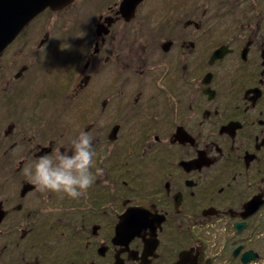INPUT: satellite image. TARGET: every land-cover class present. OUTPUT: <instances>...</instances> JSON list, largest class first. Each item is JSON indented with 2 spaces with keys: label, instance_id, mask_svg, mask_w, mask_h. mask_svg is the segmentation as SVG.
Listing matches in <instances>:
<instances>
[{
  "label": "flooded vegetation",
  "instance_id": "af4514ba",
  "mask_svg": "<svg viewBox=\"0 0 264 264\" xmlns=\"http://www.w3.org/2000/svg\"><path fill=\"white\" fill-rule=\"evenodd\" d=\"M126 1L46 8L0 53V264H256L264 0ZM81 131L103 175L38 191Z\"/></svg>",
  "mask_w": 264,
  "mask_h": 264
},
{
  "label": "clouds",
  "instance_id": "9594fccd",
  "mask_svg": "<svg viewBox=\"0 0 264 264\" xmlns=\"http://www.w3.org/2000/svg\"><path fill=\"white\" fill-rule=\"evenodd\" d=\"M94 137L91 133L81 131L70 139L71 154L61 152L57 147L52 155L40 156L27 169L31 182L40 192L63 193L70 199L79 200L86 197L88 189L95 180L103 175V168L96 167L93 173L94 157L97 153L93 147ZM64 141H60L63 146ZM108 151H111L109 147ZM43 214L54 211L52 208L41 210Z\"/></svg>",
  "mask_w": 264,
  "mask_h": 264
},
{
  "label": "water",
  "instance_id": "95a60500",
  "mask_svg": "<svg viewBox=\"0 0 264 264\" xmlns=\"http://www.w3.org/2000/svg\"><path fill=\"white\" fill-rule=\"evenodd\" d=\"M141 0H127L123 13L132 12ZM73 0H0V53L13 41L19 32L46 8L59 10ZM251 255V254H248ZM256 260L244 256L243 263Z\"/></svg>",
  "mask_w": 264,
  "mask_h": 264
},
{
  "label": "rangeland",
  "instance_id": "374dc122",
  "mask_svg": "<svg viewBox=\"0 0 264 264\" xmlns=\"http://www.w3.org/2000/svg\"><path fill=\"white\" fill-rule=\"evenodd\" d=\"M256 264H264V254L261 256V261L257 262Z\"/></svg>",
  "mask_w": 264,
  "mask_h": 264
}]
</instances>
